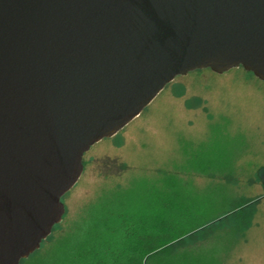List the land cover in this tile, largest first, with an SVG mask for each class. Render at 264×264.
I'll return each mask as SVG.
<instances>
[{"label": "water", "instance_id": "water-1", "mask_svg": "<svg viewBox=\"0 0 264 264\" xmlns=\"http://www.w3.org/2000/svg\"><path fill=\"white\" fill-rule=\"evenodd\" d=\"M264 81V0H0V264L62 222L84 154L176 77Z\"/></svg>", "mask_w": 264, "mask_h": 264}, {"label": "rangeland", "instance_id": "rangeland-1", "mask_svg": "<svg viewBox=\"0 0 264 264\" xmlns=\"http://www.w3.org/2000/svg\"><path fill=\"white\" fill-rule=\"evenodd\" d=\"M83 163L63 197L65 224L105 190L143 192L174 178L177 167L198 218L249 203L185 245L218 253L220 264H264V81L243 67L176 77L118 134L91 146Z\"/></svg>", "mask_w": 264, "mask_h": 264}, {"label": "trees", "instance_id": "trees-1", "mask_svg": "<svg viewBox=\"0 0 264 264\" xmlns=\"http://www.w3.org/2000/svg\"><path fill=\"white\" fill-rule=\"evenodd\" d=\"M177 172L175 167L174 178L143 192L105 190L70 224L56 225L21 264H220L218 253L190 248L185 241L249 203L200 219Z\"/></svg>", "mask_w": 264, "mask_h": 264}, {"label": "flooded vegetation", "instance_id": "flooded-vegetation-1", "mask_svg": "<svg viewBox=\"0 0 264 264\" xmlns=\"http://www.w3.org/2000/svg\"><path fill=\"white\" fill-rule=\"evenodd\" d=\"M249 72V71H248ZM250 74H251V72H250ZM254 75V74H253ZM255 76V75H254ZM258 78V77H257ZM261 80V79H260ZM263 81V80H262Z\"/></svg>", "mask_w": 264, "mask_h": 264}]
</instances>
